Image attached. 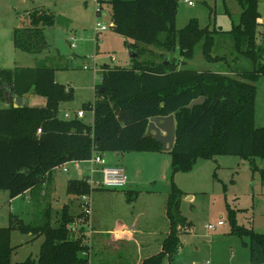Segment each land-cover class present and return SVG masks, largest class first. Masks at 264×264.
<instances>
[{
	"label": "trees",
	"instance_id": "1",
	"mask_svg": "<svg viewBox=\"0 0 264 264\" xmlns=\"http://www.w3.org/2000/svg\"><path fill=\"white\" fill-rule=\"evenodd\" d=\"M237 2L240 21L222 32L233 38L235 52L250 60L253 68L220 72L184 69L173 60L165 65V61L139 59L146 49L139 48L136 42L173 54L178 51L189 60L198 48L208 61L227 60L213 54L215 32L202 27L197 18L184 28H177L179 0L103 1L112 6L113 29L134 40L129 46L141 55L137 52L130 68L103 69L94 102L83 105L85 111L93 112V124L86 123L85 116L67 119L61 115V105L74 99V91L55 80V68L42 63L1 69L3 90L13 87L19 96L33 92L48 98V106L0 108V190L8 192L10 199L26 192L38 194L54 168L86 161L97 154L161 152L162 143L145 135L151 117L171 114L176 121V142L170 151L172 175L191 171L199 158L211 159L221 154L264 159V127H257L255 120L257 84L264 77V42L258 43L260 0ZM27 20L24 26L14 29L15 47L40 54L49 46L45 28L56 23L55 15L36 8L27 13ZM202 96L206 98L204 103L188 108ZM171 183L166 204L169 232L161 251L145 258L142 264H171L182 245L181 230L187 231L191 226L181 212L184 192L173 179ZM91 189L85 178L71 179L67 184L70 195L81 196ZM129 195L131 201L137 197L131 191ZM51 216L47 209L41 223H27L11 213L9 226L0 227V264H12L14 230L33 237L44 236L37 258L30 256L15 264H90V259L82 256L88 251L84 236L79 234L83 228L79 227L77 237L71 233L70 225L76 222L77 215L64 207L58 226L52 225ZM229 220L232 234L250 239L244 241L250 249V264H263L264 233L239 225L236 210H230Z\"/></svg>",
	"mask_w": 264,
	"mask_h": 264
},
{
	"label": "rangeland",
	"instance_id": "2",
	"mask_svg": "<svg viewBox=\"0 0 264 264\" xmlns=\"http://www.w3.org/2000/svg\"><path fill=\"white\" fill-rule=\"evenodd\" d=\"M86 1V2H85ZM0 0V70L14 69L16 67H35L46 63L56 69L55 80L73 88L74 99L71 102L63 103L60 108L61 115L66 112L74 114L79 110H84L85 103L94 102L96 95V85L102 78L103 68L125 67L130 68L132 63L131 48L129 43L134 40L124 37L112 27L111 11L109 3L103 4L101 16H97L98 5L91 0ZM194 6H189L185 0H179V12L177 17V28H184L192 18H197L202 27H209L215 32L217 42L214 48V55L224 57L227 60L222 62H211L204 58L201 48H198L195 57L191 60L183 57L178 51L169 53L161 47L144 45L137 43L139 48H145L139 58L141 61H176L179 67L198 71H220L228 72L233 70H251L253 65L250 60L237 55L234 49L233 38L225 32L238 24L240 21L241 8L237 0H190ZM44 8L51 11L56 18L53 26L45 28V35L48 41V48L40 54H30L15 47L14 29L24 26L27 23V13L36 9ZM259 11L264 18V0H260ZM101 21L109 29L97 33L95 24ZM258 43L264 42V20L259 21ZM218 30V32L216 31ZM223 31V32H222ZM218 34H217V33ZM74 35L76 40H71ZM164 37H162L163 39ZM75 44V46H73ZM115 57L112 60V57ZM88 68H85V65ZM2 89L0 85V108L8 106L7 100L9 87ZM3 90V91H2ZM85 111V110H84ZM256 126L264 127V77L257 84L256 100ZM84 121L93 124L94 114L92 111H85ZM132 152L125 153L124 156L114 158L112 154H106V159L111 160L110 164H118L125 168L128 178H134L141 182H146L152 177L154 182L138 184L137 186H127L123 190L103 189L98 194L99 198H114L126 193L124 203L118 204L122 209L131 205L139 211L148 207L144 200L146 191L154 190L158 193V202L154 203L153 213L159 219V230L161 235L169 229V220L164 214V197L171 191V180L184 192L181 203V212L191 224L192 232L181 230L180 239L183 244L179 252L174 256L171 264H250V249L244 245V241L249 242V237H239L232 234V226L229 220L230 210L237 211L238 224L247 228H252L255 232L264 233V159H244L237 155L221 154L211 159L199 158L193 169L189 172H178L172 175V166L163 162L154 163L148 159L149 154ZM172 160V154L162 156ZM69 171L64 172L63 166L54 170V177L57 179V193L48 201L31 199L32 193L20 195L11 203L8 192L0 190V227L10 224L11 213L19 215L27 223H41L43 215L47 209L51 210V223L58 226L65 205L70 201H79L81 196H70L66 192L67 182L70 179L81 178L76 172L72 163L67 165ZM88 164H83L82 168L87 170ZM84 194L90 197L92 214L85 216L81 211L77 214L76 204L71 207V213L77 215L75 223L70 225L71 233L76 237L78 230L83 223L81 219L85 216V229H81L84 244L88 246V251H84L82 256L90 259V264H136L138 258L135 256L131 245L124 246L123 251H110L103 246L92 247L88 238L91 230L90 218L93 217L95 202L102 204V200H94L93 191ZM129 190L142 191L143 196L139 202L131 201L128 196ZM167 196V195H166ZM148 197V196H147ZM107 200V199H106ZM95 201V202H94ZM73 202V203H75ZM108 203V201H106ZM162 202V203H161ZM64 206V207H63ZM81 207V205H79ZM63 208V209H62ZM120 211V210H119ZM123 211V209L121 210ZM125 211V210H124ZM134 212V210H132ZM132 211H125L129 214ZM119 214V213H118ZM134 214V213H133ZM96 216V213H95ZM121 217L122 215L119 214ZM111 213L110 218H117ZM223 220L224 225H218ZM82 223H81V222ZM207 224H215V229H208ZM165 226H167L165 228ZM161 236V237H162ZM159 244L161 238L156 236ZM44 241V236L33 237L31 234H23L18 230L12 232L11 243L15 247L12 255V264L26 260L27 258H37L40 247ZM120 245V244H118ZM144 252V256L153 254ZM168 264V263H165Z\"/></svg>",
	"mask_w": 264,
	"mask_h": 264
},
{
	"label": "crops",
	"instance_id": "3",
	"mask_svg": "<svg viewBox=\"0 0 264 264\" xmlns=\"http://www.w3.org/2000/svg\"><path fill=\"white\" fill-rule=\"evenodd\" d=\"M186 1V0H185ZM188 4V3H187ZM190 6V5H189ZM194 6V5H192ZM264 18L262 17L261 19H259V21H263ZM231 29V28H230ZM228 29V30H230ZM226 30V31H228ZM115 57H112V60H114ZM87 65V63H86ZM108 67L107 65L105 66V68ZM104 69V68H103ZM103 71V70H102ZM7 103H9V99L7 100ZM9 105V104H8ZM75 115V114H73ZM132 153V152H131ZM130 153V154H131ZM134 153H138L139 156H142L140 154H149L148 159H150L152 162L154 163H160L163 162L165 164H169L171 165V161L170 159L168 160V163H166V158H163L162 156H164V154H167V151L162 150L161 152H134ZM170 153V152H168ZM109 155V154H108ZM114 156V158H120L122 156H124V154H120V153H116V154H112ZM105 159H106V155H104ZM107 160V159H106ZM109 163H111L109 160H107ZM69 165L66 164L65 166ZM64 167V166H63ZM76 169V168H75ZM87 170L83 169L82 167L80 169H76V172L79 174V176L81 178L85 177L88 175V168H86ZM154 177H152L150 180H146V182H141L138 181L134 178H128L129 179V183H128V187L130 186H137L138 184H145L147 182H156L157 180H153ZM80 179V178H79ZM71 180V179H70ZM69 181V180H68ZM68 184V182H67ZM57 179L54 177V170L51 172V174L49 175V177H47V182L42 186V190L40 193L36 194H32V196L30 195L31 199H38V200H43V201H48L49 199L53 198L54 195H56L57 193ZM127 187V188H128ZM101 188L93 191V198L94 200H96V198L98 200H102V204L100 205L99 202H95V206L96 204H98L96 211L94 209L93 212V217L90 218L89 224L91 223V230L88 233V238L90 241V245H92V247L95 246H103L104 248L109 249L110 251H115V252H121L124 249V246L126 245H131L134 249L135 252V256L138 258V261L136 262V264H142V261L145 258H148L156 253H158L159 251H161L162 249V243L164 241V239L166 238L169 229L164 232L165 234H163V236L161 235V231L159 230V228L161 227L160 224H158V221L160 218H158L156 216V212L153 213L151 210H155L153 204L158 202V193L154 190H148L146 191L147 194L146 198H144V200L148 203V207L145 208L142 211H139L138 209H136V207H131V205H126L124 206L122 209L123 211H121L122 209H120L118 207V204H121L122 202L124 203V198H127L126 193L123 192H115V194H120L118 195L119 197L114 198L112 197V195L109 198H103L100 199L99 197L102 194H98ZM104 189V188H103ZM137 193V197L135 199H133L132 201H136L139 202L142 198V191H136V190H129L127 193L129 194V192ZM66 192H67V187H66ZM30 193V192H26ZM31 194V193H30ZM68 194V193H67ZM70 195V194H68ZM167 195V196H166ZM164 197V206H163V210H164V214L166 216V204H167V198L169 194H166ZM73 196V195H70ZM74 197V196H73ZM18 198V197H16ZM14 199H10L9 202L11 203V201L15 200ZM75 198V197H74ZM107 199V200H106ZM108 201V203L106 202ZM75 201H70L69 203L65 204V205H69V208L71 209V207H75L76 204V210H77V214H81V207H79L80 204V199L79 201H76L75 203H73ZM162 203V202H161ZM64 207V206H63ZM63 209V208H62ZM120 210V211H119ZM132 211L134 210V212L132 211L130 214L128 212L125 211ZM79 211V213H78ZM71 212V210H70ZM96 213V216H95ZM113 214L114 217L118 216L117 218H110V214ZM121 214L122 216L120 217L119 214ZM134 213V214H133ZM72 214V213H71ZM167 217V216H166ZM222 221V220H220ZM225 224V222H224ZM223 224V225H224ZM222 226V225H221ZM81 227L85 229L84 224H81ZM167 226H165L166 228ZM190 231L192 232V227H188L187 233ZM156 236L161 238L159 240V244L156 243L158 241V239H156ZM162 236V237H161ZM84 239H86V237H84ZM120 244V245H118ZM183 244V241H182ZM180 250V249H179ZM151 251H156V252H152L153 254H149L147 256H144V252L149 253ZM91 263V262H90Z\"/></svg>",
	"mask_w": 264,
	"mask_h": 264
},
{
	"label": "built area",
	"instance_id": "4",
	"mask_svg": "<svg viewBox=\"0 0 264 264\" xmlns=\"http://www.w3.org/2000/svg\"><path fill=\"white\" fill-rule=\"evenodd\" d=\"M95 1L96 4L98 5L96 9V14L97 16H101L102 10H103V1L106 0H91ZM188 5L192 6L194 5L193 1L186 0ZM109 29V26L104 24L101 21H97L95 24V30L97 33L104 32ZM71 40H76V37L72 35L70 37ZM75 46V44H73ZM85 68H88V65H85ZM75 116H78L80 118L85 116V111L84 110H79L74 113ZM65 118L69 119L73 117V114L71 112H66L64 115ZM38 132H41V129L38 130ZM74 164L75 168L80 169L83 164H88V175L83 177L87 180L88 184L90 187L93 189L95 187H101L104 189H113V190H123L128 186L129 179L128 175L126 173V170L123 166L118 165V164H110L103 155H95L93 158L86 160V161H72L68 162ZM65 163L61 166H58L55 169L59 167H63L64 172H68L69 169L67 166H65ZM81 211L82 213L85 214V216H90L92 214V205L90 202V197L88 195H83L81 197ZM83 217L81 221L85 223L86 217ZM81 222V223H82ZM224 221H219L218 225H223ZM206 227L208 229H215L217 225L215 224H207ZM206 264H211V261H207ZM264 264V263H263Z\"/></svg>",
	"mask_w": 264,
	"mask_h": 264
},
{
	"label": "water",
	"instance_id": "5",
	"mask_svg": "<svg viewBox=\"0 0 264 264\" xmlns=\"http://www.w3.org/2000/svg\"><path fill=\"white\" fill-rule=\"evenodd\" d=\"M138 57V53L131 49V58ZM169 61H165V65H169ZM9 105L15 107H31L44 109L48 106V98L37 95L33 92L19 96L14 92V88H9ZM206 98L204 96L194 99L189 105V109H193L195 106L204 103ZM146 137L151 136L153 139L160 141L164 151L170 152L173 150L176 142V121L175 115L169 116H154L150 118Z\"/></svg>",
	"mask_w": 264,
	"mask_h": 264
}]
</instances>
